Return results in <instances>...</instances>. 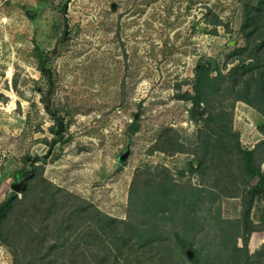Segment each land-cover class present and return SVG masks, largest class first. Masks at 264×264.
I'll use <instances>...</instances> for the list:
<instances>
[{
  "label": "rangeland",
  "instance_id": "rangeland-1",
  "mask_svg": "<svg viewBox=\"0 0 264 264\" xmlns=\"http://www.w3.org/2000/svg\"><path fill=\"white\" fill-rule=\"evenodd\" d=\"M258 1L0 0V202L24 188L29 178L24 173L31 172L32 158L39 156L29 188H64L111 216L160 221L154 235L169 238L175 253L188 257L173 241L177 232L202 257L214 256L220 241L217 213L237 219L240 197H220L218 190L203 188L191 218L183 219L179 201L162 198L159 204L164 167L175 182H201L199 173H189L188 164L194 151L201 155L196 145L213 127L202 119L207 107L214 112L227 107L242 148L263 138L256 127L264 116L225 92L201 103L197 113L190 100L199 62L222 73L236 63L231 59L243 45L244 5ZM35 46L52 72L51 85L39 71ZM52 113L64 119L67 137L42 159L52 137ZM134 121L138 125L131 132ZM260 170L264 180V162ZM246 186L240 189L247 194ZM146 189L149 196L141 197ZM148 199L154 207L144 217L138 203ZM249 216L264 223L263 194L253 199ZM263 244L264 231L255 232L249 252ZM165 249H147L142 255L140 249L141 264H164V255L171 254ZM0 264H15L1 242Z\"/></svg>",
  "mask_w": 264,
  "mask_h": 264
},
{
  "label": "trees",
  "instance_id": "trees-1",
  "mask_svg": "<svg viewBox=\"0 0 264 264\" xmlns=\"http://www.w3.org/2000/svg\"><path fill=\"white\" fill-rule=\"evenodd\" d=\"M68 1L64 0L65 4ZM240 33L243 45L233 50L231 62L236 63L226 73L208 63L199 62L194 68L193 95L190 100L195 113L201 103L208 104L210 99L215 98L214 95L225 92L233 97V101H242L264 116V0L258 1L254 6L244 5ZM35 50L39 71L51 85L52 72L44 65L39 47L35 46ZM226 108L220 105L214 112L207 107L206 115L202 117L205 125L211 123L213 127L201 134L199 144L196 145L201 146V155L198 156L194 151V160L188 164L189 173H199L201 182L199 181L198 185L175 182L169 176V170L164 167L163 189L159 202L161 204L162 198H166V202L170 198L175 199V202L179 201L180 207L184 208L181 218L187 220L191 218V209L196 200L201 198L203 188L213 189L214 192L218 190L220 197H240L242 208L237 219L229 220L223 218L219 211L217 213L214 222L220 241L214 256L202 257L192 242L177 232L173 234L174 243L179 245L182 251L190 249L192 256L185 259L183 252L182 255L175 253L170 247L169 238L154 235L155 227L160 221L139 222L133 218L111 216L90 201L64 188H29V180L40 167L35 164L40 157L35 156L31 161V172L24 173L29 178L25 181L24 188L18 190L21 196L12 190L0 202V242L8 248L13 262L141 264L139 254L142 255L147 249L158 250L163 246L171 253L169 258L164 255V264L166 261L170 264H184L185 260L193 264H264V248L253 254L248 249L251 233L264 231V223H256L249 216L253 199L259 193L264 195V180L260 172L264 162V121L256 127L263 138L250 149L242 148L239 133L233 129L230 113H227ZM222 117H229L228 122L216 124L217 119ZM51 119L49 131L52 137L47 141V151L42 159L48 157L55 145L66 141L67 137L64 134V119L56 113L51 114ZM137 125L136 121L132 122L129 130L134 132ZM170 145L172 149L177 142L174 140ZM165 150L163 148V151ZM254 177L255 183L251 184ZM245 178L249 179L248 184L244 182ZM211 180L213 182H210ZM45 181L53 186L50 181ZM133 182L134 180L129 188L130 202L135 190ZM244 186L250 188L247 194L244 189H240ZM230 188L239 189L233 192ZM143 196H149L147 189L143 190L141 197ZM153 204L154 201L150 199L138 203V208L141 209L139 215L147 217L153 211ZM238 239L241 245L238 244ZM140 249L142 251L138 254Z\"/></svg>",
  "mask_w": 264,
  "mask_h": 264
},
{
  "label": "water",
  "instance_id": "water-1",
  "mask_svg": "<svg viewBox=\"0 0 264 264\" xmlns=\"http://www.w3.org/2000/svg\"><path fill=\"white\" fill-rule=\"evenodd\" d=\"M13 187L15 188V190L18 189V188H17V184H14ZM23 187H24V184H23ZM18 190H19V189H18ZM18 190H17V191H18ZM187 256H188V257H191V256H192V251H191L190 249H187Z\"/></svg>",
  "mask_w": 264,
  "mask_h": 264
},
{
  "label": "crops",
  "instance_id": "crops-1",
  "mask_svg": "<svg viewBox=\"0 0 264 264\" xmlns=\"http://www.w3.org/2000/svg\"><path fill=\"white\" fill-rule=\"evenodd\" d=\"M242 130L245 132V131L247 130V127L243 128ZM243 131H242V132H243ZM258 138H259V137H258ZM258 138H257V139H258ZM255 232H257V231H253V232L251 233V235H250V237H249L248 245H250V239L252 238V236H253V234H254Z\"/></svg>",
  "mask_w": 264,
  "mask_h": 264
}]
</instances>
